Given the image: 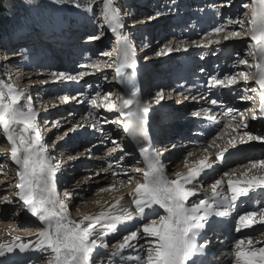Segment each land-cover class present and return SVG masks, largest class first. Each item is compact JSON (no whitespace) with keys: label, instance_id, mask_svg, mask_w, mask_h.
<instances>
[{"label":"snow or ice","instance_id":"1","mask_svg":"<svg viewBox=\"0 0 264 264\" xmlns=\"http://www.w3.org/2000/svg\"><path fill=\"white\" fill-rule=\"evenodd\" d=\"M58 2V0H57ZM76 8H81V3L77 0H69ZM92 0L84 5L85 10H91ZM247 8V5H243ZM103 21L109 30L116 35L118 48L113 52L119 55L115 60L101 65L99 62H92L80 65L83 68H90L95 71H102L104 67L113 68L116 80L129 86V94L112 99V93L108 92L101 95L96 92L90 98V105L95 109L103 108L107 113H117V118L104 123L115 124L122 129L125 137L140 145V153L144 157V162L148 171L135 168L136 173H142L143 183H137L133 191L129 194L131 201L122 204L123 197L116 199L115 203L108 210H102L97 214L84 215L78 222L71 219L66 199H70L69 194H65V199H61L57 190V174L61 169V164L49 154L48 147L43 143L42 132L39 126V113L31 103V96L26 89H17L10 83L0 80V129L10 147V159L18 166L16 178L18 183L16 188L19 201H22L24 208L36 217L41 223V229L35 233V242L25 241L20 236H13L8 243L0 242V257L12 254L17 249L23 253L28 250H35L41 253H50L48 264H96L95 256L99 255L100 249H107L109 244L105 237L118 232V225L124 222L137 221L134 229H127L123 235L122 242L115 245L112 256L119 257L120 264H126L125 257L122 255L126 249H139L143 252L142 256H136V264H204L203 257L206 248L211 243L205 239L204 234L210 225L213 216L218 218L230 217L239 208L245 209L248 200L255 197L264 196V174H250L252 169L264 171V159L254 160L250 163L247 171L241 173V178L232 179L234 172H223L220 178H214L206 189L202 181V176L208 170L213 169L214 162L208 155L194 162L189 166L187 157L184 160V173H176L175 179H170L166 174L161 163V152L151 149L149 137V113L150 104H145L137 98L135 91V76L137 63L135 59V47L129 38L122 33L124 22L122 21L119 10L113 6V0H103L102 9ZM157 11L155 16H149L151 21L160 16ZM230 24L238 25L239 30H232L222 36L223 41L232 38H248V55L254 59L258 58L255 65L239 54H237V65H244L248 69L255 67L256 71H236L222 75L209 74L205 87L209 93L213 89H227L233 93L235 86L244 81L254 79L256 87H244L239 99L242 101H255L258 96L259 112L264 117V0H253L251 8V18L248 23L250 28H245V20L242 18L230 19ZM225 32V26H216L208 31L200 41H193L197 47L210 48L213 45H220L222 40L220 34ZM216 36L215 39L211 37ZM100 36L91 35L89 41L99 40ZM179 46L173 48L165 45L156 52L157 56H162L173 51H180ZM184 51L188 49L183 48ZM111 56V53H104ZM204 72L205 69H201ZM87 73L80 71L75 75L66 72L52 73L53 82H76L79 83ZM104 79H107L105 76ZM91 88V85H87ZM252 95H248V93ZM84 93L79 92L76 96L67 94L57 95L56 99L61 103H68L71 100L81 102L79 98ZM189 99L188 96L184 97ZM196 100L195 96L191 97ZM200 99L206 100L213 106L221 105L222 101L201 96ZM165 100L164 91L161 89L155 95L157 104ZM119 101V103H117ZM54 107L56 105H53ZM211 109H201L194 111L192 116L200 117L202 114L207 119L215 121V117L209 116ZM249 113L251 119H257L256 113L252 109L237 110L228 108L224 113L230 116L231 120L224 125V129H230L232 133H237L239 143L246 144L253 141L264 143V133L256 134L248 129ZM91 115V113H89ZM237 116L239 119L237 120ZM45 123H48L45 121ZM82 125L77 124L71 131ZM91 127L107 137L103 127L97 128L96 123ZM244 129V131H240ZM67 135V132H65ZM222 138L221 134L213 137L209 142V147L215 144L217 139ZM149 143L148 147L144 142ZM116 148L121 145L116 140H111ZM227 145L217 153L216 159L222 160L228 147L236 148V136H232L227 141ZM175 147V145H173ZM219 147V145H217ZM121 150H123L121 148ZM86 153L91 149H86ZM115 151V148L109 151ZM204 152L208 148L203 149ZM194 155L188 153V156ZM107 172L108 169H103ZM129 169H122V174L127 175ZM99 175V173H96ZM113 176L117 173L113 172ZM225 177H227V187L225 189ZM131 183L132 177H128ZM124 185V181H119ZM115 190V185L100 188V192ZM203 193V198L192 199ZM210 193V194H209ZM245 198V199H242ZM0 202L11 203L9 197H3ZM99 203V201H96ZM259 205L255 210L239 211L235 222L234 231L241 234L238 239L233 241L234 251L228 264H264V246L257 247L262 243L261 239H254L253 233H246L245 230L261 226L260 237L264 238V203L256 200ZM130 205H134L131 208ZM119 207L121 214L115 215L113 208ZM161 210L163 214H161ZM99 226V227H98ZM143 239L144 244L139 241ZM203 241V242H201ZM112 264H117L113 259Z\"/></svg>","mask_w":264,"mask_h":264},{"label":"rangeland","instance_id":"2","mask_svg":"<svg viewBox=\"0 0 264 264\" xmlns=\"http://www.w3.org/2000/svg\"><path fill=\"white\" fill-rule=\"evenodd\" d=\"M77 2L81 3L82 5L81 8L74 7L69 2V0H58V2L57 0H0V80L4 81L5 83H10L14 85L17 89L27 90L28 94L31 96V103L34 109L39 113L38 120L41 130L42 127L46 125L44 122L45 120H47L48 122L47 124H49L48 127H51L53 129L52 130L51 128L50 129L48 128V130H50L51 132L48 131L47 134L44 136L45 138L43 140V143L46 144V146L48 145L47 147L49 149V154L55 158V161L60 162V159L64 157L65 154H69V153L70 154L74 153L73 156H78L76 160L79 159L83 160V162L78 163L79 165L78 166L77 164L73 163L74 157L72 155L66 156L67 159H70V162H68V167H66L67 169L70 168V173L68 175H71V172H73V170H75L76 169L75 167L77 166H78V172H82L85 170L88 171V172H82L81 176L78 177L77 179H74L73 175L72 177L70 176L66 177L67 174H65L64 172H67V170L64 172L61 171L62 175L65 178H69V180L66 179L67 181H65L67 182L66 187L68 188V190H66V192L60 190L58 193L61 199H65L66 193L71 196V198L68 200L66 199L65 202L69 203L67 204L68 209H70L71 206H74V210H72L73 215L82 210L85 200H88L96 195V191L93 192L92 195L86 194L88 193V190L86 191L87 186L88 184H90L88 182L92 178L98 176L96 175V173H99V176L102 175V173L99 172L100 170L96 172L97 170L95 169V166L98 163V158L100 156H106V154L109 153V151L111 150V147L114 145H112L109 142L105 144L102 147L101 154H99L98 152H95L94 155L91 154L93 153V148H88L91 149V152H87L88 154H83L85 153V148H87L85 146H89V144L87 143V141L84 142L85 138H83V136L80 137L82 135L80 131H78L77 129L74 131L70 130L73 129L75 125L70 127L65 125L63 127L66 121L64 123H59L61 124L60 126H62V128L59 126L60 130L58 129L54 134V136L51 138V135H53V131H55L56 127H58L59 125L58 122L55 123L54 118H58V117L60 118V116H62L66 120L67 117L70 118V115L74 112L75 108H66L65 105L66 103H63L64 107L62 106V108H60L59 114L57 113L55 116H51L52 114L51 109L53 108L52 103H56V105L59 106L61 102H59V100L56 99V95H55L56 91L52 86L46 88L44 87L47 84L45 83V81L47 82L50 81V79L52 80L51 74H49L50 72L49 70L51 69L47 65V60H48L47 58L51 60L50 58L53 55H58V56L60 55L56 52V49H58L59 47L55 46L58 43H54V40L64 37L68 32H71L69 34V39H70L69 44L74 46V49H72L71 53L68 52L71 59L70 60L71 65L73 66V68L76 69V71L80 72L81 70H84L87 73L85 77H89L95 72L101 73L104 70L95 71L90 68L82 69L80 65L90 64L94 61L99 62L101 65H104L105 62L101 63L100 61V60H106L105 59L106 55L103 56L104 53H111V56L109 57L112 59L111 61L115 60L116 57L119 55L118 52H113V49L118 48L116 35L109 30L108 26L103 21V15H102L103 0H92L91 10L88 11H86L84 7V5L88 3V0H77ZM245 4L247 5V8L243 7V5ZM53 5L58 6V10L62 14V18H58L56 25H53L51 23L50 17L48 15ZM113 6L119 10V15L125 25L121 31L123 35L129 38V41L135 47V52L140 53V55H142V52L145 53V51L149 50L144 54L147 57L143 59V63L144 62L151 63L150 65L147 66L150 69L149 70L150 76L149 75H148L149 77L146 76V80H145L146 84L151 85L158 79L161 82L168 81V85H167L168 89L164 90L165 100L162 101L163 104L161 105L163 106V110L165 106L169 107L172 105V108L174 109L172 111L178 113L184 111V108L188 107L189 104L191 103V101H187L188 99L183 101L184 96L177 98V95L175 94L176 90L174 91L172 80L170 79L173 73V71L171 70L177 67V66L175 67V63H173L172 61L175 55L178 53H184L187 55L194 54L191 57V60L199 56L198 60L194 61V65H193L194 73H196L197 70H200V67L206 65V63H208L209 67L210 66L212 67V70L214 69L216 71L215 74H219L220 73L219 71H221V69L224 71L225 68L229 65H231L233 69L236 70L238 69V71H241L239 69L241 67H244L242 71H250L253 73L256 71L255 67L248 69L244 65L236 64L237 54L247 59L250 64L255 65V63L258 62V58L254 59L252 56H249L247 54L248 53L247 44L250 42L247 37H245L244 39L232 38L229 39L228 41L222 40V36L226 35L227 32L232 30H239V26L235 27L232 24H230L229 22L230 19L234 20L238 17L242 18L245 20V28L251 27V25L248 23V20H250L251 18V8L253 6V0H113ZM138 6H145V7L141 9V7L137 8ZM227 7L229 8L226 9ZM157 11H159L161 15L149 21L147 18L149 16H155V13ZM221 25L225 26V32L220 34L222 40L220 45H213V48L210 49L206 47H197V46L194 47L195 45L193 41H200L201 39H203L205 34L208 31H210L213 27L221 26ZM91 35H98L100 36V39L89 42L88 37ZM211 38L215 39L216 36H213ZM165 45H168L173 48L179 46L181 50L173 51L171 53L162 56H157L156 52L162 49ZM229 45H232L234 50H236L235 53L228 51L226 49V47ZM72 46H68L67 51ZM185 47L188 49L187 51L183 50V48ZM53 48L55 49L54 51ZM191 48H193L194 51L192 53H189ZM37 49L40 50L39 52L40 54L36 52V54L33 56V54H31L33 52L31 51ZM62 49L64 50V47ZM201 49H205L206 51L204 50L203 52ZM67 51H64L63 53H66ZM7 54L20 55V57L18 56L17 59L14 60V62L9 63L3 61V58H5ZM31 57H34V61L31 59ZM62 57L63 55L60 58H57L55 56L53 59H61ZM40 59H42L41 60L42 65L36 63V60H40ZM229 59L232 62V64H228ZM215 64L217 65L216 69L213 68ZM52 65L53 64H51V66ZM158 65H160V67H158ZM220 67L222 68L220 69ZM18 68H22L26 70L25 72H30L31 73L30 79L27 80H25V78L22 79L23 74H19L17 76L19 79L15 80V82L12 83L10 79L16 78L17 75L16 69ZM156 68L157 71L154 72ZM177 70L178 68H176V71ZM179 70L186 71L187 69L182 67V69L180 68ZM231 72H236V71H231ZM158 75L160 78L157 79ZM106 77L107 79H103L104 83L103 82L100 83L95 82L90 84L88 83V85H91L92 87L89 88L87 86H84L83 88L87 89L88 91L95 88L96 90H99L101 95L111 92L112 99L114 100H116V97L118 96L121 95L126 96L127 92L125 91V89L127 88L129 91V86L125 84H121L116 80L114 68L113 70L107 72ZM22 80H25V82H23ZM252 80L253 82H255L254 79ZM109 81L115 82L116 87H114L113 90L112 89L106 90L105 88H103V86H105ZM85 83L87 82H84V84ZM57 87L62 88L64 86L60 85ZM171 87L173 91L172 89H169ZM243 88L244 87H242V89ZM74 90H75L74 87L70 89L71 92ZM160 90L161 89H158L157 87H154L153 89L150 88L151 92L146 97V100L148 104H150V107H153L152 105L156 104V108H157L161 104V103L157 104L155 101V95ZM70 91L66 90L64 94L70 93L72 96L76 95L74 94V92L71 93ZM232 94L233 97L235 98L236 103L242 102V100L239 99V97L241 95H244V92L239 93L238 91ZM61 95H63V93ZM41 97H46L45 98L46 100L44 101L45 105L43 106V109L40 108L42 104L39 106V101ZM196 100L194 102H202L199 99ZM89 101L86 104L91 108L92 106L90 105ZM117 103H119V101H117ZM205 103L210 104L207 101H205ZM83 104L85 103H81V105ZM78 105H80L79 102L76 103L75 106ZM63 108H65V110H62ZM194 108L195 106L190 105L183 116L185 117L186 115L188 116V118L189 117L192 118V121L196 119H200L202 115L198 118L192 116V113L194 111H197V109ZM40 110H43L44 112L42 113L40 112ZM94 110L93 111L95 112L96 119L99 125L101 127H108L107 123H104L106 117L100 114V112H102L104 109L100 108ZM104 112L106 111L104 110ZM110 115L113 117L117 116L115 113H110ZM46 118H49V121ZM70 119H68V121H71ZM252 121H257V119ZM181 122L183 121H180L179 123L177 122L179 124L178 125L179 129H182L186 125L184 124L185 122L184 123ZM168 124L169 123L165 125L166 131L169 130L167 129L168 126H170ZM173 125L176 126V124ZM118 129L119 128H117L116 125L114 124L113 132L109 131V135H110L109 140L111 139L113 140V137H115L114 133L118 132L119 137L117 138V141L119 142L120 139L125 140L124 143L120 144L121 148L124 150L125 146H127V144H129L130 142L127 141L128 137H125L124 134L122 135V133H120ZM192 129L195 132L197 130L199 131V128L196 126H194ZM200 131L202 132V129H200ZM65 132H67V135H65ZM72 134L74 135L76 134L75 135V137H77L76 141L73 140ZM165 134L167 133L165 132ZM48 136L50 137V139L46 138ZM236 137H238L236 138V140H238L237 145L239 146L240 145L238 144L239 136ZM62 139L63 142L65 141L66 143L64 146L61 147L60 141ZM70 140L74 141L73 143H79V141H81L82 145L79 148L72 150L73 143L71 144ZM166 140H168V138L165 139V141ZM94 141H96V139L93 140V142ZM59 142L60 144L58 145ZM181 142L183 141L181 140ZM254 142H256L258 145L256 146L255 149H261L259 146H263V143L260 144L257 141ZM157 145L158 143L155 145L153 149L161 150L162 146L160 147ZM196 145H197L196 141H190L187 145L186 143H183V145H180L181 147L178 149V153L180 152L184 153L185 151L190 150L193 147H196ZM188 146L190 147L187 148ZM10 147L11 145L7 143L3 135L2 129H0V149L7 151ZM173 148L174 147H172V149ZM116 149L120 150V148H116ZM160 152H162V155H165V159L162 160L163 163V161L167 160L166 155L168 154V152L167 153H165L164 151H160ZM3 156L2 154H0V170L1 169L6 170V175L8 174L6 180L9 182V184L4 186V188L8 187L9 191L7 192L4 188L2 189L0 188V201L3 200V197L8 196L12 202L11 203L0 202V206L2 207L7 205L11 206L12 209H14L13 213L15 214H20L23 212L30 214L24 208L23 203H21V201H19L18 198L14 197V195H16V193L18 192V189L16 192L14 191L16 188V184L18 183V181L17 182L15 181L16 172L18 171V166L11 161L10 157L3 158ZM183 156H185V154ZM127 157H130V155L128 154ZM245 164L247 163L244 162L243 165ZM139 165L140 163L136 161L133 164V167L137 168ZM172 167H173L172 170L169 171L170 174H174L180 170L177 164L173 165ZM140 169L142 168L140 167ZM137 175H138L137 179L140 180L142 177V173H138ZM133 179L134 180L132 182L136 183L137 179L134 177ZM78 183L80 185H83L81 186L82 191L80 193H77L76 190H74L75 188L74 186L77 185ZM109 186L111 185L108 183L106 187ZM117 191H119L118 193H121L123 190L117 189ZM107 199H108V193H104V195L100 198V201L105 202ZM13 230L15 232H24V231H20V229H18L17 226ZM122 236L120 238H116L115 240H113V244H114L112 245L113 247L117 245L119 242H122L123 240ZM38 264H48V260L42 259V261H40Z\"/></svg>","mask_w":264,"mask_h":264},{"label":"bare ground","instance_id":"3","mask_svg":"<svg viewBox=\"0 0 264 264\" xmlns=\"http://www.w3.org/2000/svg\"><path fill=\"white\" fill-rule=\"evenodd\" d=\"M139 7H141V9H142L145 6H138L137 8H139ZM228 8L229 7H227L226 9H228ZM48 15H49L51 23L53 25L57 24L58 18H62V14L59 12L58 6H56V5L52 6ZM233 26L237 27L238 25H233ZM70 33L71 32H68L67 34L69 35ZM77 33H75V34H77ZM31 38H33V37H31ZM55 46H58L59 48L61 47L58 44ZM67 46H72V45L69 44ZM194 47H196V46H194ZM59 48L56 49V52L58 54H59V51H58ZM210 48H213V46H211ZM72 49H74V46H72L67 52L71 53ZM226 49L228 51L233 52V53L236 52V50H234L232 45L227 46ZM54 50L55 49H53V51ZM201 50L204 52L205 49H201ZM148 51L149 50L145 51V53ZM193 51H194V49L191 48L189 53H192ZM31 52H33V53H31V54H33V56L36 54V52L38 54H40L39 49L33 50ZM145 53L142 52V55H140V53H138V56L137 57L135 56L136 63H137V70H136V76H135V81L137 82L136 93H137V98L139 100H141L142 102H143L142 99L144 98V96L150 94V92H151L150 88H147L148 86L146 85V81H145L146 76H144V78L142 77L143 81H145V86L143 89V91H144L143 98H140V96H139L140 92L138 91V88H137V86H139V76L141 73L140 72V70H141L140 66L141 65L143 66V64L145 66L151 64V63H145V62L143 63V59H145L147 57L144 55ZM193 55H187L184 53H178L175 55L172 62L175 63V67L177 66L176 68H178V70L176 71V68H173L171 71H173L172 74L174 76L179 75V79L177 81H175V85L173 86V89L177 88V90L175 91L177 98H179L181 96H184V97L188 96L189 99L187 101H191L189 106L190 105L195 106L194 109H197V111H200L201 109H211V111H210V113H208V115L215 117V121H213L211 119H207L204 114H202V117L200 119H196V120L192 121V118H190V117L188 118V116H186V115H185V117L183 116L184 113L186 112V110L189 108V106L185 107L184 111L175 113V111H172V110H174L172 108V105L169 107L165 106L164 110H163V106H161L163 104V102H161V104L159 103L160 104L159 107L156 108L158 111L157 118H158V125L160 128L159 129V137H158L159 141H157V143H159V144L157 146H160V147L162 146L160 151H164L165 153L168 152V154L166 155L167 160L163 161L162 164H163V167L165 170V174L170 179H175L176 173H184L187 171V169H185V167H184L185 157H187L189 166L191 167V166H193L194 162L203 158V156L208 155L210 157V159L214 162V167H213V169L208 170L207 173L202 176V181H198V182H203L204 187L207 189L209 187L210 183L213 182L214 178H220L223 175V172H225V171H228L230 173L231 172L235 173L232 176V179L241 178L240 174L248 170V168L250 167V163L252 161L264 159V143H263V146H259L261 149H255L256 146H258V145L254 141L250 142V143H246V144L238 143L240 145L239 146L237 145L236 148H231L230 146L228 147V152L225 153V156L222 160L216 159L217 153L220 152L221 150H223V148L225 146H228L227 141L229 139H231L232 136H238V135H236L237 133H232L230 129H227V130L224 129V125L227 124L229 122V120H231V117L225 116L224 113L227 111L228 108H234L237 110L252 109V111H254L256 113V116L258 119L259 118V112H258L259 99L257 96L255 101H250V102L249 101H242L240 103H236L235 98L233 97V94L232 93L230 94V92L227 89H223V90L213 89L211 91V93H209V90L205 87V83H206V80L208 78V74H215L216 71L214 69L212 70V67L211 66L209 67L208 63H206V65L200 67V70H201V68L205 69L204 72L197 70V72L194 73V71L189 70L190 65H192V67H193L194 61L198 60V58H199V56H198V57H195V59L193 58L191 60V57ZM198 55H200V54H198ZM18 56L20 57V55L7 54V56L5 58H3V61H4V59H9L10 60L9 63H12V62H14V60L17 59ZM53 56L60 58L62 56V54L59 56L58 55H53ZM103 56H105V55H103ZM52 57L50 59L54 58V57L53 58ZM67 59H68V61L63 63V64L57 63L55 66L53 65L54 67L50 68L51 70H49L50 71L49 74H52L54 72H57V73L58 72H66V73L75 75L76 73H78L79 71H76V69L73 68V66L71 65L70 56L69 57L67 56ZM105 59L106 60H100L101 63L105 62V64H106V63L111 62V60H112L111 58H109V56H106ZM41 60L42 59L36 60V63H39V61H41ZM55 60H61V59H55ZM53 64H54V62H53ZM228 64H232L230 59H229ZM40 65H42V64H40ZM158 67H160V65H158ZM182 67L187 69L186 71L189 70L186 75H184L186 73V71L179 70L180 68L182 69ZM216 67H217V65L215 64L213 66V68L216 69ZM113 68H105L104 67L102 69L104 71H102L101 73L95 72L89 77L84 76V78L81 79L79 81V83L65 82V81H60V82L54 83L52 75H51L52 80L50 79V81H47V82L45 81V83H47V84L44 87L46 88V87L52 86L56 91L55 92L56 96L61 95L62 93L64 94V92L66 90L70 91V89L72 87L75 88V90L72 91V92H74V94L77 95L79 92L84 93V96L79 98L81 100V102H79L80 105L75 106L76 103H78L77 100H71L70 102L65 104L66 108H75L74 112L70 115V118H72V119L67 117V119L65 120L64 117L60 116V118L59 117L54 118V120H55V123L58 122V124L64 123L66 121V123L63 125V127L65 125H67L69 127L73 126V125H77V124L82 125V123H83V126L78 128L77 130L80 131V133L82 134L80 137L83 136V138H85L84 142L87 141V143L89 144V146H85V147H87V148H85V150L88 148H93V153H91L93 155L95 152H98L99 154H101L102 147L105 144H107L108 142L111 143L112 139L109 140L110 139L109 131L113 132L114 124L107 123L108 127H103L104 131L107 133V137L102 136L99 131L94 130L91 127V125L93 123H96L97 128H100L101 126L99 125V123L96 119V115L94 112L95 108H93V107L90 108V106H88L86 103L90 100L91 96H94L96 92H99V90H96L95 88H93L90 91H88L87 89H84L83 87L87 86L88 83L90 84V83H95V82H99V83L103 82V79L106 76L107 72H109L110 70H113ZM221 68L222 67H220V69ZM239 69L242 71L244 69V67H241ZM25 71L26 70H24L22 68L16 69V73L18 75L23 74L22 79L23 78H25V80L30 79L31 73L25 72ZM81 71H84V70H81ZM156 71H157V68L154 70V72H156ZM231 71H238V69L237 70L233 69L232 66L229 65L225 68L224 71L221 69V71H219L220 73L218 75H222L223 73L225 74V73H228ZM146 74H147V76L148 75L150 76V71L148 70V72ZM158 78H160L159 75L157 76V79ZM18 79L19 78H17L16 80H18ZM25 80H22V81L25 82ZM84 82H87V83L84 84ZM249 82H252V83L249 85L248 84ZM243 83H245V82L241 81L240 84L235 86V90L233 93H236L238 91H239V93H243L242 87H245V86L246 87L248 86V88L256 87L255 82H253V80L248 81L247 85H245ZM60 85H63L64 87H62V88L57 87ZM167 85H168V81L167 82H161L158 79V80H156L155 87H157L158 89H162L164 91V90L168 89ZM114 87H116L115 82H110V81L105 86H103V88H105L106 90H108V89L113 90ZM169 89H172V87ZM173 89H172V91H173ZM125 91L127 92L126 94L128 95L129 91L127 88L125 89ZM197 93H199V94H197ZM67 95H69L70 97L72 96L70 93ZM76 95H74V96H76ZM248 95H252V93L249 92ZM192 96H195L196 99H199L202 102H194L195 100L191 99ZM201 96L209 97L210 99H218V100L222 101V104L216 105V106H213L211 104H206L205 103L206 100L200 99ZM45 98L46 97H41V99L39 101V106L42 104V106L40 107L41 109H43V106L45 105L44 104V101L46 100ZM126 98H127V96H126ZM184 100L185 99H183V101ZM81 103H85V104L81 105ZM52 105H56V103H52ZM62 106H63V103L62 104L60 103L59 106L58 105H56L55 107L53 106V108L51 109L52 110L51 116H55L57 113L59 114V112H60L59 110H60V108H62ZM155 107H156V104H154L153 107H151L150 109L153 110V109H155ZM158 109H160V110H158ZM62 110H65V108H63ZM40 112L43 113L44 111L40 110ZM89 113H91V115H89ZM100 114L105 116L106 117L105 120H108V121H111L117 117V116L116 117L111 116L110 113L104 112V110L102 112H100ZM249 114L251 115V113H249ZM261 118H262V121L257 122V121H252L251 116H249V119H248L249 122L247 121L248 129H246V130L254 132L256 134L264 133V126H263L264 124L261 125L262 123H264V117H261ZM46 119H48V121H49V118H46ZM68 119H70L71 121H68ZM238 119H239V117L237 116V120ZM45 121H47V120H45ZM180 121H183L181 123L185 122L184 124H186L182 129L178 128V125H179L178 123ZM167 123H169L168 125H170L167 128V129H169L168 131L165 130V125ZM45 124L46 125L43 126L42 130H41L43 140H44V138H45L44 136L47 134V132L48 131L51 132L50 130H48V128L49 129L51 128V127H48L49 124H47V123H45ZM173 124H176V126H174ZM60 125L61 124H59L58 127H56L55 131H53V135H51V138L54 136L56 131L59 129ZM194 126L198 127L199 131L197 130L195 132L192 129ZM60 127L62 128V126H60ZM200 129H202V132L200 131ZM149 131H150V128H149ZM240 131H244V129H241ZM165 132L168 135H166ZM218 133L221 134L222 138L217 139L215 141V144H213L211 147H209V142H211L213 140V137H215ZM72 135H73V140L76 141V138H77V137H75L76 134L75 135L72 134ZM114 135H115V137H113V139L117 141V138L119 137L118 132H115ZM46 138L50 139L49 136ZM167 138H168V140L165 141V139H167ZM236 138H238V137H236ZM95 139L97 142L96 141L93 142V140H95ZM127 139H128L127 141H129L130 143L127 144V146H125L124 150H121V148H120V150L116 149V146L114 145L111 147V149L115 148V151H112L111 155H109L107 153L106 156H100L98 158V163L96 164L95 169L97 170L96 172H98L100 170L99 172H101L102 175L101 176L98 175L97 177H94L91 180H89L88 183H90V184L87 183L88 186L86 189V191L88 190V193H86L84 191L88 195H92V193L96 191V195L91 197L88 200H85V203L83 204L82 210L75 213L74 215L72 213V210H74V206H71L69 209V214H70L71 219L78 222L84 215H93V214L99 213L102 210H108L110 208V206L115 203L116 199L121 198V197H123V200L121 201L122 204H128L131 201V196L129 194L133 191V189L135 188L137 183H143V177H141L140 180L137 179L138 173H136L134 171L135 167H133V164L136 161H138L140 163V165L137 168L141 167L143 169V171H148V168L144 162V157L140 153V145H138L136 142L132 141L131 138H127ZM174 140H175V143H174ZM181 140L183 142H181ZM74 141L70 140L71 144ZM188 141L189 142L190 141H196V143H197L196 147H193L192 149L187 150L184 153H181V152L178 153V149L181 147L180 145H183V143H186V145H187L189 143ZM60 142H61V144H60ZM60 142L58 143V145L60 144L61 147L64 146L66 143L65 141L63 142V139ZM124 142H125L124 139H120V141L118 143L121 144ZM150 142H151V139H150ZM99 143H101V144H99ZM157 143H155V145ZM260 144H262V143H260ZM81 145H82L81 141H79V143H73V149L72 150L79 148ZM155 145H154V147H155ZM173 145H175V147L172 149ZM217 145H219V147H217ZM144 146L148 147L149 143L147 141H145ZM189 147L190 146H188L187 148H189ZM153 148L151 145V149H153ZM204 148H208V151L204 152L203 151ZM169 149H172V150H169ZM83 152H84V150H83ZM188 153H193L194 155L188 156ZM0 154H2V156L3 155L5 156V157L3 156V158L10 157V148L7 151L0 149ZM6 154H8V155H6ZM83 154H88V153H86V151H85V153H83ZM128 154L130 155V157H127ZM184 154H185V156H183ZM68 155L73 156L74 153L65 154L64 157L61 156L62 158L60 159V164H61L60 172L61 171L64 172L67 170V172H64L65 174H67L66 177L67 176L72 177V175H73L74 179H77L78 177H80L82 172H88L86 170L82 171V172H78V166H79L78 163L83 162V160H81V159L76 160L78 156H73L74 157L73 163L77 164L78 166L75 167L76 169L73 170V172H71V175H68L70 173V168H68V169L66 168V167H68V162H70V159L66 158V156H68ZM244 162H246L247 164L243 165ZM73 163H70V164H73ZM175 164L178 165L180 170L174 174H170L169 171L172 170V168H173L172 166ZM103 169H108V171L104 172ZM122 169H129L128 174L123 175ZM1 171H3V172H1ZM113 172H116L117 175L113 176L112 175ZM250 174L260 175V174H264V171H260L258 169H252ZM7 175H6V170H2V169L0 170V188L1 189L4 188V186L9 184V182L6 180ZM61 176H63L62 173H61ZM129 176L132 177L131 183H129V180H128ZM133 177L137 179L136 183L132 182L134 180ZM83 178H84V176H83ZM224 179H225L224 187L226 189L228 178L225 177ZM120 180L124 181L123 186L120 185V183H119ZM15 181L17 182L18 179L16 178ZM57 181H58V179H57ZM108 183L110 185H115V190H110L107 192H100L99 189L105 188ZM66 185H67V182H65V180L62 179L60 181V187L59 188H62L61 190L66 192V190H68ZM81 186H83V185H80L78 183L77 185L74 186L75 187L74 190H76L77 193H80L82 191ZM4 189L7 192L9 191L8 187L4 188ZM117 189H120L123 191L121 193H118L119 191H117ZM14 191L16 192L17 188H15ZM104 193H108V199L105 202L100 201V198L104 195ZM14 197L18 198L16 195H14ZM198 198H203V193H201L198 197H194L192 199H198ZM242 199H245V198H242ZM256 200H259L261 203H264V196H259V197H255L253 199H249L245 209H240L239 208V202H238L237 211L233 212L230 217L218 218V217L213 216L211 218L210 225L204 234L205 239H208L211 241V243L207 246L206 254L203 257L204 264H228V261L232 258V253L234 251L233 241L235 239H238L241 235V234L236 233L234 231L235 219H236L237 215L239 214V211L257 209L259 205L256 203ZM96 201H99V203H96ZM21 203H22V201H21ZM65 203L69 204L68 202H65ZM17 204H19V203H17ZM130 207L134 208V205H130ZM13 212H14V209H12V207L9 205L4 206V207L0 206V242L8 243L12 240L13 236H20L25 241L32 240L33 242H35L36 236L34 234L37 233L41 229V227H42L41 223L38 221V219L31 216L30 214H27L24 212L20 213V214H15ZM112 212L115 215L121 214V210L119 207L113 208ZM161 214H163L162 210H161ZM2 223H5V224H2ZM136 223H137V221H135V220L131 221V222H124L123 224L118 225V232L117 233H112L109 236L105 237V240L109 244V247L107 249H100L99 250V255L94 257V259L96 260V264H112L113 259H115L117 261V264H120L119 257L114 258L112 256V253L115 251V246L114 247L112 246V245H114L113 240H115L116 238H120L123 234L126 235L127 232L125 231V228L134 229ZM16 226L18 229H20V231H24V232H15L13 229L16 228ZM260 229H261V226L257 225V226H255V230H253V229L245 230L246 233H253L254 232V239H261L262 240V243L257 244V247L264 246V238L260 237ZM122 238H123V236H122ZM201 242H203V241H201ZM139 243L141 245H143L145 242L143 239H141L139 241ZM50 255H51L50 253H41V252L35 251V250H28V251L21 253L17 249L12 254H6L4 257H0V264H36V263L38 264L40 261H42V259L49 260ZM122 255L125 257L126 264H136L134 259H129V258H134L136 256H142L143 252L141 250H139L138 248L137 249H126Z\"/></svg>","mask_w":264,"mask_h":264}]
</instances>
